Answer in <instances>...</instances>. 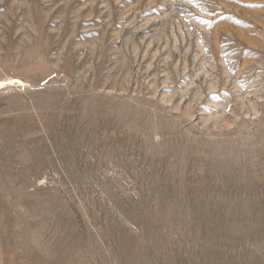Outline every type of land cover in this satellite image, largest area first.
Listing matches in <instances>:
<instances>
[{
  "label": "rangeland",
  "instance_id": "rangeland-1",
  "mask_svg": "<svg viewBox=\"0 0 264 264\" xmlns=\"http://www.w3.org/2000/svg\"><path fill=\"white\" fill-rule=\"evenodd\" d=\"M0 81V264H264V0H0Z\"/></svg>",
  "mask_w": 264,
  "mask_h": 264
},
{
  "label": "bare ground",
  "instance_id": "bare-ground-1",
  "mask_svg": "<svg viewBox=\"0 0 264 264\" xmlns=\"http://www.w3.org/2000/svg\"><path fill=\"white\" fill-rule=\"evenodd\" d=\"M5 84V82H2V81H0V86H2V85H4ZM19 84H21V83H19ZM3 87V86H2Z\"/></svg>",
  "mask_w": 264,
  "mask_h": 264
}]
</instances>
